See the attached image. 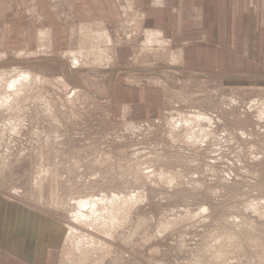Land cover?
Listing matches in <instances>:
<instances>
[{"label":"rangeland","instance_id":"obj_1","mask_svg":"<svg viewBox=\"0 0 264 264\" xmlns=\"http://www.w3.org/2000/svg\"><path fill=\"white\" fill-rule=\"evenodd\" d=\"M84 28L61 52L0 51V194L63 226L51 264H264V66L199 76L153 37L133 73ZM132 88L160 111L122 110Z\"/></svg>","mask_w":264,"mask_h":264},{"label":"crops","instance_id":"obj_2","mask_svg":"<svg viewBox=\"0 0 264 264\" xmlns=\"http://www.w3.org/2000/svg\"><path fill=\"white\" fill-rule=\"evenodd\" d=\"M98 25L115 42L116 62L133 73L139 67L133 62L138 48L131 42L151 40L150 34L159 36L155 39L172 53L181 54V64L175 65L180 71L197 70L202 76L206 70L214 73L206 75L220 77L218 72L228 68L231 80L238 68L253 67L248 63L264 66V0H0V51L61 52L88 31L85 26ZM138 57L147 62L146 54ZM154 91L126 89L116 101L131 117L152 110L155 114L160 103L152 99ZM1 219L12 221L15 232L7 235L0 228V264L52 263L50 253L62 243L63 226L0 194ZM28 219L50 232L35 239L32 225L25 224ZM39 244L42 251L36 256Z\"/></svg>","mask_w":264,"mask_h":264},{"label":"bare ground","instance_id":"obj_3","mask_svg":"<svg viewBox=\"0 0 264 264\" xmlns=\"http://www.w3.org/2000/svg\"><path fill=\"white\" fill-rule=\"evenodd\" d=\"M130 2H131V1H130ZM109 36H110V35H109ZM148 36H149V35H148ZM152 36L155 37V38H157V35H152V34H150V37H148V38H149V39H150V38H153ZM158 37H159V36H158ZM107 50H108V49H107ZM107 50H106V51H107ZM76 57H77V56H76ZM178 58H179V57H178ZM26 75H27V74H26ZM26 75H25V76H26ZM28 75H29V74H28ZM22 76H23V75H22ZM10 82H11V81H10ZM28 82H29V81H28ZM11 83H12V82H11ZM15 83H17V82H15ZM16 87H17V86H16ZM18 87H19V86H18ZM201 118H202V117H201ZM190 121H191V120H190ZM188 122H189V121H188ZM4 220H5V219H4ZM28 220H29V219H28ZM7 221H8V220H7ZM7 221L5 222V224L7 223ZM25 222H26V221H25ZM0 224H1V223H0ZM2 224H3V223H2ZM26 224H27V223H26ZM28 225H29V224H28ZM2 226H4V225H2ZM36 228H37V227H36ZM40 228H41V227H40ZM71 229H74V228H71ZM72 232H74V230H73ZM72 232H71V233H72Z\"/></svg>","mask_w":264,"mask_h":264}]
</instances>
